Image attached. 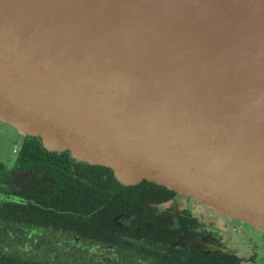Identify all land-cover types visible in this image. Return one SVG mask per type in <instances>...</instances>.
<instances>
[{
  "label": "water",
  "instance_id": "1",
  "mask_svg": "<svg viewBox=\"0 0 264 264\" xmlns=\"http://www.w3.org/2000/svg\"><path fill=\"white\" fill-rule=\"evenodd\" d=\"M0 119L264 232V0H0Z\"/></svg>",
  "mask_w": 264,
  "mask_h": 264
},
{
  "label": "flooded vegetation",
  "instance_id": "2",
  "mask_svg": "<svg viewBox=\"0 0 264 264\" xmlns=\"http://www.w3.org/2000/svg\"><path fill=\"white\" fill-rule=\"evenodd\" d=\"M20 139L0 161V264H264L261 230L228 235L186 194Z\"/></svg>",
  "mask_w": 264,
  "mask_h": 264
},
{
  "label": "rangeland",
  "instance_id": "3",
  "mask_svg": "<svg viewBox=\"0 0 264 264\" xmlns=\"http://www.w3.org/2000/svg\"><path fill=\"white\" fill-rule=\"evenodd\" d=\"M20 134L21 132L18 131L14 126L11 124H5L3 120L0 119V161L1 162H6L9 161V159L12 158V160L15 157V153H13L12 147L13 144H20L21 139H20ZM207 210L205 209L202 214H206ZM219 216H223L222 214L217 213ZM226 234L232 235V228L234 226H237L241 228L242 230H247V231H255L258 235H263V233L251 227L248 224H245L243 222H239L236 220H230L228 221V225H226ZM264 243V242H263Z\"/></svg>",
  "mask_w": 264,
  "mask_h": 264
}]
</instances>
